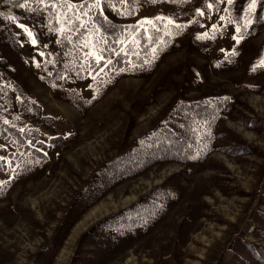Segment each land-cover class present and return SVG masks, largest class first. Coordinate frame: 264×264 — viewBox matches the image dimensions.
<instances>
[{
    "label": "rangeland",
    "instance_id": "obj_1",
    "mask_svg": "<svg viewBox=\"0 0 264 264\" xmlns=\"http://www.w3.org/2000/svg\"><path fill=\"white\" fill-rule=\"evenodd\" d=\"M228 4L139 3L119 23L142 34L156 30L150 51L158 61L142 76L117 80L91 106V78L59 87L76 93V104L42 82L44 55L57 51L45 18L11 24L15 42L0 23V120L36 129L39 142L31 145L42 154L13 163L18 148L0 139V184L8 183L0 196V264H264V0L260 20L246 17L242 27ZM144 20L154 27H140ZM248 24L256 27L250 34ZM18 91L39 107L40 118L22 115ZM199 98L222 102L208 155L155 163L110 188L106 177L83 198L96 173L179 99ZM55 137L64 140L46 148ZM160 186L145 199L146 213L135 207L137 223L127 213L100 225ZM64 225V241L48 259L44 251Z\"/></svg>",
    "mask_w": 264,
    "mask_h": 264
},
{
    "label": "trees",
    "instance_id": "obj_2",
    "mask_svg": "<svg viewBox=\"0 0 264 264\" xmlns=\"http://www.w3.org/2000/svg\"><path fill=\"white\" fill-rule=\"evenodd\" d=\"M143 1L145 0H99V5L96 6L97 0H85L81 3L67 0H11L4 2L0 7V23L5 30L6 39L15 42L16 37L10 30L11 24L23 18H45L49 30L57 34L55 40L57 51L46 52L44 55L42 66L45 76L42 82L60 93L65 101L75 103L73 100L76 93L60 91L59 87L66 82L91 78V87L95 93V97L87 104L91 106L107 94L117 80L126 76H142L152 71L158 61V56L150 51L157 39L156 30L153 29L150 35L142 34L135 26L119 23L120 19L135 14L139 3ZM161 1L169 5L189 2V0ZM251 2L252 0H232V3L227 5V12L232 13L233 21H239V27L243 26L242 19L246 17L254 19L255 22L261 18V0H256L255 9L249 11ZM245 29L250 34L256 27L248 24ZM87 49L98 52L94 55ZM97 56L102 57L99 62ZM18 95L21 99L17 102V107L22 115L40 118L39 107L20 91ZM4 98L11 108L12 97L7 93ZM221 110V100L179 99L153 129L137 138L127 151L96 173L90 186L82 192L83 198L90 196L92 189L103 185L106 177L110 178V185L105 186L110 188L115 182L130 178L155 163L171 161L188 163L193 158H204L211 152L214 122ZM247 121L254 122L250 119ZM0 139L18 148L19 153L12 155L13 163L23 157L24 161L42 159V154L31 145L39 142L37 130L29 125L19 129L12 123L0 120ZM63 140L62 137L52 138L46 148L57 146ZM0 168L4 169L2 160ZM7 187L8 183L0 184V196L5 193ZM163 189L164 186H160L147 192L133 205L105 219L100 225L118 219L123 220L127 213H129L127 220L130 223H137L140 215L133 214L135 207L139 209V205H142L139 211L146 213L150 207L147 209L144 207L145 199L150 198L153 191ZM98 197L96 194L92 199L97 200ZM68 229V225L61 227L54 236L53 243L45 249L48 259L53 257L56 247L62 244Z\"/></svg>",
    "mask_w": 264,
    "mask_h": 264
},
{
    "label": "snow or ice",
    "instance_id": "obj_3",
    "mask_svg": "<svg viewBox=\"0 0 264 264\" xmlns=\"http://www.w3.org/2000/svg\"><path fill=\"white\" fill-rule=\"evenodd\" d=\"M228 2H229V4H231L232 0H228ZM98 5H99V0H97V5L96 6H98ZM69 7H72V6L69 5ZM209 7H211V6H209ZM255 7H256V0H252L251 4L249 5V11H252L253 9H255ZM157 19H160V18L157 17ZM169 23H171V21H169ZM145 25L154 27V23L151 20L142 21L140 27L143 28V27H145ZM147 30L148 29L145 28V31H147ZM24 31L27 32L29 36H31V33L28 31L27 28H25ZM33 43H35L34 40H33ZM237 43H239V40H237ZM96 59H97V62H99L102 59V57L97 56Z\"/></svg>",
    "mask_w": 264,
    "mask_h": 264
}]
</instances>
